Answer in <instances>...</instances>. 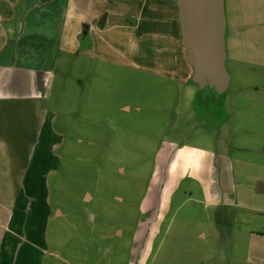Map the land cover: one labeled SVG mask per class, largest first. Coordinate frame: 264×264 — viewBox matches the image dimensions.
I'll return each mask as SVG.
<instances>
[{"label": "rangeland", "instance_id": "1", "mask_svg": "<svg viewBox=\"0 0 264 264\" xmlns=\"http://www.w3.org/2000/svg\"><path fill=\"white\" fill-rule=\"evenodd\" d=\"M100 3L111 8L113 2L83 5ZM84 13L79 28L88 22ZM134 15L100 25L104 12L98 35L92 33L98 46L94 38L91 47L83 32L80 45L61 50L44 106H38V124L51 133L26 146L37 130L24 131V113L0 116L1 137L12 150L17 144L32 148L35 167L37 157L44 161L41 182L14 177L21 191L16 224L23 211L37 212V193L28 192L29 185L43 184L42 248L33 264H264L257 252L264 246L249 239L264 231V195L246 192L236 202L213 205L193 177L162 186L167 136L181 125L182 115L175 111L178 81L161 76L150 63L160 60L180 72L182 47L171 45L174 27L166 14ZM225 15L230 83L211 110L220 120L230 106L228 157L250 188L264 180V0H225ZM69 18L63 17V25ZM131 31L139 45L122 43ZM68 33L67 25L63 48ZM40 146L50 147L52 157L38 155ZM243 190L238 186L239 196Z\"/></svg>", "mask_w": 264, "mask_h": 264}, {"label": "crops", "instance_id": "2", "mask_svg": "<svg viewBox=\"0 0 264 264\" xmlns=\"http://www.w3.org/2000/svg\"><path fill=\"white\" fill-rule=\"evenodd\" d=\"M62 1L64 5H61ZM84 1L90 0H0V116L9 114L11 119H14L16 114L24 113L26 118L24 131L37 130L35 141H30L26 146L40 141L47 130L51 133L50 128L38 124L41 118L38 106H44V99L53 80L51 75L57 67L61 50L68 47L76 48L82 43L81 38L84 34H87L86 38L91 37L89 45L94 47L96 37H92V33L98 35V18L104 12L106 13L104 24H108L110 18L134 17V14L151 16L166 14L174 27L171 45L176 47L180 45L176 0H100L113 2L111 8L102 3L95 8L86 4V8L83 5ZM83 13L88 22L79 28ZM64 16L70 18L69 22L63 25ZM78 18L81 19L76 26ZM67 25L70 26L71 33H68L69 43L66 42L63 48ZM114 29L127 28L123 25H114ZM96 39L98 46L100 40ZM126 42L131 46L139 45L132 31L122 43ZM177 61V70L180 72H176L173 65L170 70L168 64L160 60L153 62L154 64L150 63L151 68L154 66L161 76L167 79L175 78L178 81L175 111L178 116L182 115L181 125L175 129L173 125L167 136V144L171 145L170 149L165 147L167 163L165 168L160 169L162 186L169 187L180 176L193 177L205 187L206 199L213 205L236 202V197L241 199L246 192L251 195H264V180L258 179L260 182L257 186L250 183L251 186L248 188L243 184L241 174L234 170L232 160L228 157L230 106L226 104L228 108L226 105L224 107L225 117L228 116L227 121H222L225 117L219 120L217 116L216 120L213 119L216 117L211 110V104L215 103L213 92L204 91L197 98L199 90L189 81L192 68L186 60V51L183 47ZM219 111L222 112V109L219 108ZM28 113L32 114H29V119ZM39 149L43 152L39 150L38 155L46 152L52 157L50 147L40 146ZM31 150L32 148L29 151L24 150L19 144L12 150L2 139L0 130V264H33L39 249L42 248L40 230L44 228V223L40 214L41 206L38 203L42 200L39 186L43 185L40 183L43 177L40 176L39 167L43 166L44 161L37 157L35 167V164H32L35 160L31 158ZM14 152L20 155H15ZM24 176H35L40 180L39 183L30 184L28 190L37 193L34 196L37 200V212L27 215L23 211L16 224L13 213L21 191L20 182L15 184L14 177ZM238 186L245 188L240 192V196ZM20 208L22 209L21 206ZM1 209L7 210L8 213L5 215ZM260 209L264 210V206ZM13 225L17 228L14 229ZM249 239L255 245L259 243L257 248L263 247L264 231H255ZM257 252L264 258V248Z\"/></svg>", "mask_w": 264, "mask_h": 264}, {"label": "water", "instance_id": "3", "mask_svg": "<svg viewBox=\"0 0 264 264\" xmlns=\"http://www.w3.org/2000/svg\"><path fill=\"white\" fill-rule=\"evenodd\" d=\"M176 5L180 45L192 68L189 81L201 92L211 90L217 101L230 83L226 69L225 0H176Z\"/></svg>", "mask_w": 264, "mask_h": 264}, {"label": "trees", "instance_id": "4", "mask_svg": "<svg viewBox=\"0 0 264 264\" xmlns=\"http://www.w3.org/2000/svg\"><path fill=\"white\" fill-rule=\"evenodd\" d=\"M202 93H203V92L198 91V93H197V98H198V96H200Z\"/></svg>", "mask_w": 264, "mask_h": 264}, {"label": "bare ground", "instance_id": "5", "mask_svg": "<svg viewBox=\"0 0 264 264\" xmlns=\"http://www.w3.org/2000/svg\"><path fill=\"white\" fill-rule=\"evenodd\" d=\"M89 197V196H88Z\"/></svg>", "mask_w": 264, "mask_h": 264}]
</instances>
